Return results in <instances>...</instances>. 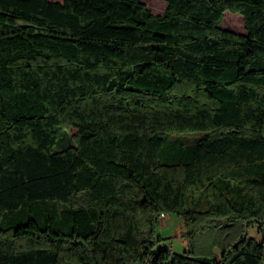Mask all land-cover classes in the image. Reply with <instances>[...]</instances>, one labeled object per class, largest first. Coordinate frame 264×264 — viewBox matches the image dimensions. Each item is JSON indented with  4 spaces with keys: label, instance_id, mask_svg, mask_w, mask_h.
<instances>
[{
    "label": "trees",
    "instance_id": "obj_1",
    "mask_svg": "<svg viewBox=\"0 0 264 264\" xmlns=\"http://www.w3.org/2000/svg\"><path fill=\"white\" fill-rule=\"evenodd\" d=\"M162 1L0 0V264H264V0Z\"/></svg>",
    "mask_w": 264,
    "mask_h": 264
},
{
    "label": "rangeland",
    "instance_id": "obj_2",
    "mask_svg": "<svg viewBox=\"0 0 264 264\" xmlns=\"http://www.w3.org/2000/svg\"><path fill=\"white\" fill-rule=\"evenodd\" d=\"M145 1L149 2L155 14L161 13L164 9L163 4L160 2V0H145ZM225 13H228L229 15L225 17ZM225 13H224V19L226 25H230V23L232 22V25H230L228 28L235 30L237 32H245L243 20L241 17H239L241 16L240 14L231 13L229 11H226ZM231 15H239V16H231ZM200 135L201 132H192L188 135H182L180 139L185 144H192L196 142V140L200 137ZM175 137H177V135H175ZM172 139H174V137H172ZM70 141H71L70 135L68 133L64 134L63 137L60 139L58 148L62 147L64 144L69 143ZM177 223H178V219L174 214H163L160 217L159 225H157V234H159L162 237H166V241H167L166 244L172 247L174 251L181 252L183 248H185V241L179 235L182 231L178 230L179 226L177 225ZM247 232L250 235L256 237L257 239L262 238L261 233L258 232V229L256 227L248 228Z\"/></svg>",
    "mask_w": 264,
    "mask_h": 264
}]
</instances>
